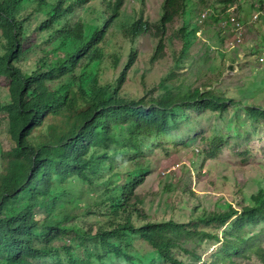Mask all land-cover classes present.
<instances>
[{"label": "trees", "instance_id": "obj_1", "mask_svg": "<svg viewBox=\"0 0 264 264\" xmlns=\"http://www.w3.org/2000/svg\"><path fill=\"white\" fill-rule=\"evenodd\" d=\"M221 1L223 8L212 14L219 24L233 7L240 13V0ZM185 5L186 0H165L158 29L164 33ZM123 6L124 0H0V44L5 48L0 53V110L8 114L11 142L0 153V264H39L36 260L50 256L56 257L54 264H144L137 249L122 246L128 233L143 237L167 264H186L173 253L186 236L206 240L209 254L193 252L200 264L234 263L236 258L252 255L264 262L261 235L247 234V227L264 223V188L240 207L230 205L189 221H158L137 192L145 177L131 174L139 168L132 159L121 164L127 179L109 187L110 220L100 224L96 233L93 229L86 232L84 240L95 234L103 250L83 259L73 254L72 245L55 244L73 228L50 214L52 199L64 190L58 180L76 177L93 182L111 157L112 169L117 171V156L142 152L144 133L170 130L174 106L226 112L238 103L233 98L207 96L200 88L175 96L168 92L151 100L124 97L123 85L137 59L134 50L118 77L102 83L108 60L113 58L111 66H116L120 58L111 50V30ZM40 13L46 18L33 32L30 26ZM150 27L148 21L139 19L127 38L135 40ZM32 32L41 42L26 49ZM43 43L54 46L49 54L55 59L47 63L43 57L26 66L22 61L28 52ZM157 49H163L162 39ZM79 70L89 75L77 84ZM2 88L10 93L6 105ZM247 111L253 120L264 122V107L249 105ZM118 126H126L128 134H118ZM84 232L80 229L81 235Z\"/></svg>", "mask_w": 264, "mask_h": 264}, {"label": "rangeland", "instance_id": "obj_2", "mask_svg": "<svg viewBox=\"0 0 264 264\" xmlns=\"http://www.w3.org/2000/svg\"><path fill=\"white\" fill-rule=\"evenodd\" d=\"M263 2L239 1L238 15L245 25L244 40L232 49L234 31L223 29L212 15L223 8L221 0H186L183 12L167 25L164 33L157 25L164 14L165 0H124L122 15L111 30L114 35L111 50L120 58L116 66H111L113 58L108 60L107 68L102 70V83L118 77L129 52L134 50L137 59L123 85L124 97L151 100L168 92L175 96L200 88L207 96L233 98L238 103L226 112L174 106L170 130L144 133L140 138L142 152L133 157L117 156L115 162L120 165L117 171L112 169L111 157L93 182L76 177L58 180L57 185L64 190L52 199L50 214L60 219L63 226L73 228L55 244L72 245L73 254L83 259L93 251L103 250L102 245H97L99 238L95 234L84 240L86 232L93 229L96 233L101 229L100 224L110 220L109 187L127 179L128 172L121 164L131 159L139 167L131 174L145 177L137 187L143 206L158 221H189L196 215L226 210L230 205L240 207L251 201L253 193L264 188V122L253 120L247 111L249 105L264 107V13L256 22H250L254 13L264 12ZM206 10H210L207 17ZM45 18V13L37 15L30 26L33 32ZM139 19L148 21L151 27L135 40L127 38V32ZM33 32L25 43L26 49L41 42ZM160 39L162 50L157 49ZM53 48L43 43L29 51L22 62L32 66L44 57L51 63L55 59V55L49 54ZM4 52L0 44V53ZM83 73L84 70L76 71L77 84L87 79L89 74ZM2 92L6 105L10 93L6 88ZM125 128L118 126L116 131L128 134ZM8 131V114L0 110V153L11 146ZM1 166L0 158V170ZM80 229L85 230L82 235ZM247 234L249 237L260 234L259 243L264 247V223L247 227ZM206 243L201 236H186L173 253L186 264H200L193 252L209 254ZM122 246L137 249L139 256L144 257V264H167L139 235L128 233ZM55 260L56 257L50 256L36 262L54 264ZM224 264L264 262L252 255L236 258L234 263L227 260Z\"/></svg>", "mask_w": 264, "mask_h": 264}, {"label": "built area", "instance_id": "obj_3", "mask_svg": "<svg viewBox=\"0 0 264 264\" xmlns=\"http://www.w3.org/2000/svg\"><path fill=\"white\" fill-rule=\"evenodd\" d=\"M264 12L258 11L257 13H254L253 18L251 19V23L256 22L260 15H262ZM220 25L222 28L226 29L228 32L234 31L235 40L231 42V47H236L237 45L243 43L244 40V33H245V25L244 22L239 18L238 15V9L233 7L231 9V14L228 17H223L220 21Z\"/></svg>", "mask_w": 264, "mask_h": 264}, {"label": "clouds", "instance_id": "obj_4", "mask_svg": "<svg viewBox=\"0 0 264 264\" xmlns=\"http://www.w3.org/2000/svg\"><path fill=\"white\" fill-rule=\"evenodd\" d=\"M254 23V22H253ZM232 48V47H231ZM233 49V48H232Z\"/></svg>", "mask_w": 264, "mask_h": 264}]
</instances>
